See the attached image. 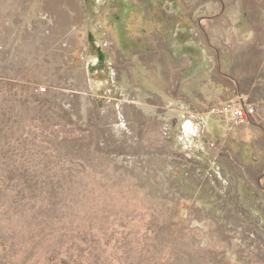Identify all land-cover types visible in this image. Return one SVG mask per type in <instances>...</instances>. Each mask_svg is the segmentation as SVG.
Here are the masks:
<instances>
[{
  "label": "rangeland",
  "instance_id": "374dc122",
  "mask_svg": "<svg viewBox=\"0 0 264 264\" xmlns=\"http://www.w3.org/2000/svg\"><path fill=\"white\" fill-rule=\"evenodd\" d=\"M0 264H264V0H0Z\"/></svg>",
  "mask_w": 264,
  "mask_h": 264
},
{
  "label": "built area",
  "instance_id": "2783aa9c",
  "mask_svg": "<svg viewBox=\"0 0 264 264\" xmlns=\"http://www.w3.org/2000/svg\"><path fill=\"white\" fill-rule=\"evenodd\" d=\"M40 91L44 92L45 88H41ZM210 114L220 120L238 125L243 121L251 120L257 115V110L254 104L238 100L214 107Z\"/></svg>",
  "mask_w": 264,
  "mask_h": 264
},
{
  "label": "bare ground",
  "instance_id": "6f19581e",
  "mask_svg": "<svg viewBox=\"0 0 264 264\" xmlns=\"http://www.w3.org/2000/svg\"><path fill=\"white\" fill-rule=\"evenodd\" d=\"M191 130V129H190ZM194 131V130H193Z\"/></svg>",
  "mask_w": 264,
  "mask_h": 264
}]
</instances>
